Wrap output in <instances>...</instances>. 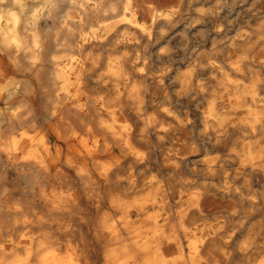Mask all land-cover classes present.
Returning a JSON list of instances; mask_svg holds the SVG:
<instances>
[{
  "label": "clouds",
  "instance_id": "obj_1",
  "mask_svg": "<svg viewBox=\"0 0 264 264\" xmlns=\"http://www.w3.org/2000/svg\"><path fill=\"white\" fill-rule=\"evenodd\" d=\"M0 264H264V0H0Z\"/></svg>",
  "mask_w": 264,
  "mask_h": 264
}]
</instances>
